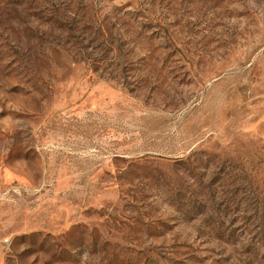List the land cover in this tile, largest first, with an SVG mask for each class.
Here are the masks:
<instances>
[{"label": "rangeland", "instance_id": "374dc122", "mask_svg": "<svg viewBox=\"0 0 264 264\" xmlns=\"http://www.w3.org/2000/svg\"><path fill=\"white\" fill-rule=\"evenodd\" d=\"M0 264H264V0H0Z\"/></svg>", "mask_w": 264, "mask_h": 264}]
</instances>
